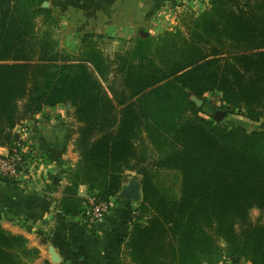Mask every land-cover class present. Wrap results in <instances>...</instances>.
<instances>
[{
    "label": "trees",
    "instance_id": "16d2710c",
    "mask_svg": "<svg viewBox=\"0 0 264 264\" xmlns=\"http://www.w3.org/2000/svg\"><path fill=\"white\" fill-rule=\"evenodd\" d=\"M45 2L0 0V147L13 146L24 120L70 104L79 160L65 216L82 215L83 185L117 203L116 256L123 245L132 264H219L225 254L264 264V129L244 127L264 123V0H210L184 30L121 41L110 55L94 34L72 55L61 50L37 27L59 24ZM216 91L220 120L205 99ZM128 171L142 176L137 209L117 196ZM154 172L178 174L176 200ZM25 245L0 227V264H24Z\"/></svg>",
    "mask_w": 264,
    "mask_h": 264
},
{
    "label": "crops",
    "instance_id": "0c3cea01",
    "mask_svg": "<svg viewBox=\"0 0 264 264\" xmlns=\"http://www.w3.org/2000/svg\"><path fill=\"white\" fill-rule=\"evenodd\" d=\"M207 1L50 0L47 7L58 19L62 46L73 54L85 34L102 36L104 42L116 44L137 37H157L175 28L184 30L178 15L192 8L201 12ZM66 112L58 106L48 108L35 119L21 123L27 124L22 136L35 150L38 162L27 169L21 181H0V227L25 239L21 256L24 264H53L50 247L60 257L59 264H132L123 245L116 256V202L99 229L85 225L80 214L67 217L62 213L60 202L70 187L68 174L79 160L74 149L77 123ZM7 152V147H0V155ZM87 195L86 186H79L77 196L85 201Z\"/></svg>",
    "mask_w": 264,
    "mask_h": 264
},
{
    "label": "rangeland",
    "instance_id": "374dc122",
    "mask_svg": "<svg viewBox=\"0 0 264 264\" xmlns=\"http://www.w3.org/2000/svg\"><path fill=\"white\" fill-rule=\"evenodd\" d=\"M189 1H192V0H188ZM204 3V2H203ZM210 3V0L207 1V4L209 5ZM177 5V4H176ZM206 6V9L209 8V6ZM175 7V6H174ZM184 10H186V8H184ZM191 11L190 12H187V13H184L181 14V15H178V18L180 19L181 21V24L184 28V24H183V19L184 20H187L188 18H190L191 16L193 15H197L199 14L200 12L198 10H196L195 8H192L190 9ZM196 10V11H194ZM183 15V16H182ZM173 17L177 18L176 15H173ZM37 27L40 29V30H44V29H47V31H49L51 33V35L54 37V39L58 40L59 42V48L61 50H63L64 52H70V51H67L61 44L60 42V26L59 24H55V25H52V24H47L45 22H43V19L42 18H39L37 20ZM176 29V28H175ZM173 29V30H175ZM171 30V31H173ZM100 45L104 48V51L106 53L110 52L111 51H114L116 48L118 47H122V48H125L127 47L123 42H116V44H112L108 41L104 42V41H100ZM70 55H72L71 53H69ZM104 85L106 86L107 85V82L104 83ZM205 99L206 101L209 103V105L213 106V107H216V108H219L220 110L222 109V106L225 105V103L223 102L222 100V97H221V94L220 92H213L211 94H207L205 95ZM192 100L195 102V100H197V98L193 97ZM201 100V99H199ZM202 101V100H201ZM68 105L70 104H67V105H59L58 107H61L62 108V113H65L66 111L67 112H70L69 115H71V117L75 120L74 116H73V109L70 105V108H68ZM203 105V104H202ZM66 107H67V110H66ZM43 112V111H42ZM66 112V113H67ZM39 115V114H38ZM37 115V116H38ZM201 117L203 118H207L206 116H204L203 114L201 115ZM36 117H32L31 119H28V120H33L35 119ZM234 119H237L235 116H232V120ZM24 121H27V120H24ZM76 122V120H75ZM77 123V122H76ZM27 124L23 123L21 124L20 126L22 127H27L26 126ZM79 126V124L77 123V127ZM244 127L248 130V131H251V130H263L264 129V123H259V124H253V123H249V122H246L244 124ZM18 127L14 129V132H18ZM75 131H77V129H75ZM17 134V133H16ZM77 134V133H76ZM18 135L17 134V139H15L16 141H18ZM77 139V137H76ZM76 139L74 141V149L76 150L77 152V149H76ZM15 141V142H16ZM14 142V143H15ZM14 145V144H13ZM22 145L30 148V144L26 145L24 141H22ZM78 153V152H77ZM79 156V154H78ZM31 157H26V159H29ZM78 162V161H77ZM75 167V166H74ZM73 167V168H74ZM27 169H25L26 171ZM27 173V171H26ZM25 173V174H26ZM154 175V182L155 184L157 185V189L160 190V192L162 193V195H164L167 199H171V200H176L178 197H179V185H180V179H179V176L177 173L175 172H154L153 173ZM125 181H124V184L127 183L129 181V179L131 178H135L136 180L139 181L140 185H141V180H142V176L140 174H137L135 172H125ZM123 184V185H124ZM120 193V192H119ZM119 197V194L117 195ZM142 198H143V193H142V188L140 186V199L137 200V201H133V206L134 208H139V203L142 201ZM112 200V199H111ZM109 200V202L111 201ZM136 215L139 216V211H136V213L134 214V216ZM250 215H251V219H252V222L253 221H256L258 219H260L259 217L261 216L260 215V212L257 210V209H252L251 212H250ZM140 216H141V219H143V216L142 214L140 213ZM220 246L222 248H225V245L224 243H220ZM223 259L220 261L219 264H249L247 261H245L244 259H241V258H236V259H233L232 257H228L225 255H223Z\"/></svg>",
    "mask_w": 264,
    "mask_h": 264
},
{
    "label": "built area",
    "instance_id": "2783aa9c",
    "mask_svg": "<svg viewBox=\"0 0 264 264\" xmlns=\"http://www.w3.org/2000/svg\"><path fill=\"white\" fill-rule=\"evenodd\" d=\"M197 0H194V2ZM18 141L8 149L6 155H0V178L11 180L14 182L21 181L23 177L26 176L25 169L33 167L38 161V156L35 150L22 145L24 137L22 136L26 132V128L19 126ZM26 157H31L26 159ZM114 200L110 202L100 201L95 195H88L86 197L83 213L81 215L82 222L91 226L95 229L101 228L107 215L109 214L111 208L114 205ZM99 232L101 231L98 230Z\"/></svg>",
    "mask_w": 264,
    "mask_h": 264
},
{
    "label": "water",
    "instance_id": "95a60500",
    "mask_svg": "<svg viewBox=\"0 0 264 264\" xmlns=\"http://www.w3.org/2000/svg\"><path fill=\"white\" fill-rule=\"evenodd\" d=\"M44 7L48 6V3L43 4ZM195 104L197 107H201L203 104V101L197 99L195 100ZM68 108H70V105H68ZM215 118L217 120L222 119L225 116V112L222 110H218L215 112ZM140 183L135 178H131L128 183L122 187L119 197L129 200V201H137L140 199ZM50 254V260L53 264H59L60 263V257L54 253V250L52 247L49 249Z\"/></svg>",
    "mask_w": 264,
    "mask_h": 264
}]
</instances>
